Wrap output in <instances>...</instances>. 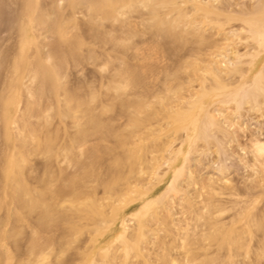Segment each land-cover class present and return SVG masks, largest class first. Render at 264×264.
Listing matches in <instances>:
<instances>
[{"label":"rangeland","instance_id":"rangeland-1","mask_svg":"<svg viewBox=\"0 0 264 264\" xmlns=\"http://www.w3.org/2000/svg\"><path fill=\"white\" fill-rule=\"evenodd\" d=\"M217 1L0 0V264H264V17Z\"/></svg>","mask_w":264,"mask_h":264},{"label":"bare ground","instance_id":"bare-ground-1","mask_svg":"<svg viewBox=\"0 0 264 264\" xmlns=\"http://www.w3.org/2000/svg\"><path fill=\"white\" fill-rule=\"evenodd\" d=\"M28 1L30 2V0ZM192 1L194 0H97V3L112 5L118 13L125 14L124 18L120 21L127 19L135 21V19H138L140 22H134L136 29L129 26L127 28L134 33L140 32L142 36L145 37L146 35L154 36L159 34L173 35L175 32L180 31L181 28L179 27V24L185 19L184 16L187 15L188 7L191 5ZM234 1L235 0H218L215 5L212 3L209 6L200 5L194 15L199 13L214 19L221 15L217 9H225ZM181 2L184 5H181ZM193 5H195V3H193ZM142 7L145 9L143 10ZM233 11L245 15H251L252 17L262 18L264 17V0H255L254 8L249 7L247 1H245L243 6H240L237 10L234 9ZM104 15L108 16L107 13ZM115 19L117 20L116 17ZM148 20H151V22H148ZM228 20L231 21L233 19L229 17ZM186 31H188V29L185 30V32ZM146 51L151 57L155 55L152 57L153 59H159L156 47H148Z\"/></svg>","mask_w":264,"mask_h":264}]
</instances>
